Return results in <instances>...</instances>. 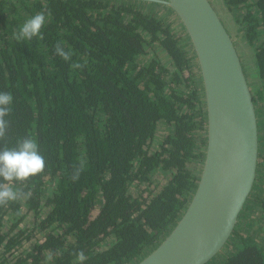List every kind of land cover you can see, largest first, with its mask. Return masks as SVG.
I'll list each match as a JSON object with an SVG mask.
<instances>
[{"label":"trees","instance_id":"16d2710c","mask_svg":"<svg viewBox=\"0 0 264 264\" xmlns=\"http://www.w3.org/2000/svg\"><path fill=\"white\" fill-rule=\"evenodd\" d=\"M220 1L232 12L241 41L254 49L251 89L255 104L263 103L264 0ZM139 2L0 0V92L14 96L0 149L16 147L30 135L47 165L44 173L13 182L18 192H31L30 198L0 207V264H74L80 250L88 257L84 264H134L187 209L199 179L190 166L203 164L206 148L203 81L199 69L198 80L194 77L193 48L189 54L172 26L141 10ZM41 11L50 13L44 38L17 41L14 33ZM58 41L71 50L70 61L56 55ZM153 44L166 53L172 70L154 57L139 63L145 46ZM73 62L86 64L74 70ZM163 124L172 131L149 149ZM80 159L85 170L72 181ZM157 169L171 172L158 193L130 191L132 183L148 182ZM23 203L34 215L45 209L44 217L37 227L10 234L23 218ZM246 205L227 249L206 264H264V247L252 234ZM258 207L264 216V197ZM107 238L111 241L101 247ZM29 241L32 249H22L7 263L6 253Z\"/></svg>","mask_w":264,"mask_h":264},{"label":"water","instance_id":"95a60500","mask_svg":"<svg viewBox=\"0 0 264 264\" xmlns=\"http://www.w3.org/2000/svg\"><path fill=\"white\" fill-rule=\"evenodd\" d=\"M170 6L202 77L206 148L197 189L176 225L134 264H206L228 241L253 189L258 162L254 96L234 41L210 0H148Z\"/></svg>","mask_w":264,"mask_h":264},{"label":"rangeland","instance_id":"374dc122","mask_svg":"<svg viewBox=\"0 0 264 264\" xmlns=\"http://www.w3.org/2000/svg\"><path fill=\"white\" fill-rule=\"evenodd\" d=\"M142 2H139V7L141 10L146 11V12H153L155 13L158 17H161L164 19L165 23H169L173 30L181 36V43L182 46L185 47V49L188 50L189 54H191V44L189 37L186 36V31L184 27L182 26V22L179 18V16L176 14L172 8L167 5H164L162 3L158 2H153V1H148V0H139ZM212 5L215 7L216 11L218 12L220 18L222 19V22L224 23L227 31L231 35L234 44L236 46L237 52L239 54V57L242 62V66L244 69L245 76H247L250 86L252 88L253 85L256 84V76L254 74L256 73V66H255V58H254V53L253 50L249 45L246 46L244 42L241 41L240 39V34L241 31L237 29L236 24L233 22L232 17L233 14L231 12L228 13L227 8L221 5L220 0H211ZM145 49L147 51V54L145 58H142L139 63H143L146 60H149L151 57L158 58L160 59L163 63H166V65L169 67L170 70H172V65H170L169 58L166 55L165 52L162 51V49L157 45H146ZM193 50V49H192ZM198 63L197 61L192 64V70L196 75L194 76L195 79L198 80ZM200 72V71H199ZM187 74V72H185ZM253 90V89H252ZM256 112L258 114V121H259V132L258 135H260V144H259V149L258 153H260V156L258 155V162H257V168H256V175H255V188L252 189L249 197V202H247L248 208L246 207V210L248 209V212L251 210L255 209V211L251 214L252 222L250 223L251 230L259 235H264V225H260L259 222L264 223V216L261 215V211L259 210V199L264 197V102L263 103H257L255 104ZM163 126V127H162ZM172 127L163 124L159 126V131L158 135L153 139L151 144L149 145V149H152L153 147H156V141L161 140L160 138L164 133L166 132H171ZM160 134V136H159ZM259 138V136H258ZM259 163V164H258ZM190 169L195 172L198 176L200 175L201 169H202V164L197 163L193 164L190 166ZM171 172L170 171H164L162 169H157L151 176L150 180L148 182H137L135 181L132 183L129 187L130 191L137 195L139 192L144 191V195H148L149 191H152V194H156L160 191V188L166 183L170 176ZM50 184V183H48ZM253 186V187H254ZM15 190L17 191L18 188L14 185ZM48 194V193H47ZM21 214L23 215L22 220L18 223L17 227L11 231L10 234L15 233L18 229H29L31 227H37L41 219L44 217V213L42 210L39 215H34V213L27 212L25 208V204L23 203L21 205ZM97 212V208H95V211L93 212L94 214ZM242 212V211H241ZM6 217V216H5ZM8 217V216H7ZM241 218L243 217L242 214L240 216ZM250 218V219H251ZM8 219V218H6ZM8 221V220H7ZM7 223V222H6ZM9 225L5 224L4 231L9 230ZM19 227V228H18ZM31 230V229H30ZM37 237H41L40 233H36ZM263 237V236H262ZM35 238V236H33ZM70 239V238H69ZM111 241V238H107L103 242H101V247L104 246L105 244H108ZM33 243V242H32ZM31 241L25 242L24 245L16 250L14 253H6L7 255V263L10 262L12 263L14 261V257L16 254L20 253L22 249H32L33 244ZM224 247V246H223ZM226 248H222L220 251L224 252ZM25 252L24 250L22 253ZM2 249H0V257L2 256ZM24 254V253H23ZM148 254V253H147ZM5 255V256H6ZM220 260V257H217V261ZM216 261V262H217ZM44 264V263H42Z\"/></svg>","mask_w":264,"mask_h":264},{"label":"clouds","instance_id":"9594fccd","mask_svg":"<svg viewBox=\"0 0 264 264\" xmlns=\"http://www.w3.org/2000/svg\"><path fill=\"white\" fill-rule=\"evenodd\" d=\"M50 13L44 11L36 13L28 18L18 32L14 33L17 41H31L33 38L43 39L42 29L48 22ZM56 55L65 61H70L71 50H65L62 41H58L54 46ZM86 64V62H85ZM85 64L73 62L70 67L74 70L82 69ZM14 96L11 92H0V142L7 138L10 121L7 119L13 112ZM46 160L40 151V146L36 139L30 135L17 141V146L9 148L5 146L0 149V207L6 206L9 202H15L21 197L28 199L31 192H18L14 188L13 182H26L33 176L44 173ZM85 170V161L80 159L78 164L73 165L72 181H78L80 175ZM74 264H84L88 259L85 252L80 250L74 254ZM46 259L51 260V256Z\"/></svg>","mask_w":264,"mask_h":264},{"label":"crops","instance_id":"0c3cea01","mask_svg":"<svg viewBox=\"0 0 264 264\" xmlns=\"http://www.w3.org/2000/svg\"><path fill=\"white\" fill-rule=\"evenodd\" d=\"M256 115H257V123H258V132H259V119H258V114L256 113ZM248 200V199H247ZM246 203H247V201H246ZM246 203H245V205H246ZM244 205V206H245ZM243 210V209H242ZM253 213V211L251 210L250 212H247L246 214H245V216L247 217V218H251L252 216H251V214ZM259 224L260 225H264V223L263 222H259ZM19 228V227H18ZM21 228V227H20ZM253 235H254V237H256V239L260 242V244L261 245H263V247H264V241L262 240V238H261V236L259 235V234H256V233H252ZM263 243V244H262Z\"/></svg>","mask_w":264,"mask_h":264}]
</instances>
